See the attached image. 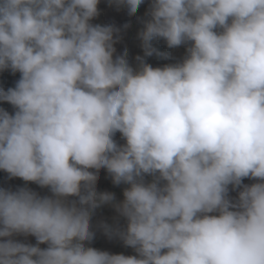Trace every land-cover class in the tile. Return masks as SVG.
<instances>
[{"label": "clouds", "instance_id": "obj_1", "mask_svg": "<svg viewBox=\"0 0 264 264\" xmlns=\"http://www.w3.org/2000/svg\"><path fill=\"white\" fill-rule=\"evenodd\" d=\"M100 3L0 0V73H19L0 171L50 192L0 188V264H264V0H151L135 65L116 48L130 24L93 23ZM155 40L185 55L153 67L170 58ZM105 205L96 230L135 255L89 246Z\"/></svg>", "mask_w": 264, "mask_h": 264}, {"label": "rangeland", "instance_id": "obj_2", "mask_svg": "<svg viewBox=\"0 0 264 264\" xmlns=\"http://www.w3.org/2000/svg\"><path fill=\"white\" fill-rule=\"evenodd\" d=\"M151 0H145V3L142 4L137 13L134 16H129L127 13V9H121L117 11L115 8L109 7L107 4V0H101L99 5V9L101 15L93 21V23H101V24H111L117 27L123 28L124 24H130V27L122 32V40L120 43L116 45L117 54H123L124 50L127 49L128 59L130 63L135 65V57L136 56H144V52L141 46V41L138 39V33L143 28L142 20L145 19V13L148 10L149 4ZM153 46L156 47L161 53L168 55L170 58L165 59L163 56L153 55L152 57H146L147 63L151 64L153 67H163L165 64L174 63L185 55L186 49L184 46H181L177 49H169L166 45V42L163 40H155L153 41ZM115 139L118 143L123 144L124 141L121 139L120 133L116 134ZM146 179L151 180V177H147ZM256 181L251 179H245L243 181L244 184H252ZM29 187L34 191H37L41 195H50L48 189H42L33 183H26L25 181L19 178H9L8 174L6 179H4L3 183L0 185V188H10L15 190L18 187ZM97 190L98 191H108L113 192L116 195L117 200H123V190L126 185L116 186L112 183L111 177L108 175L105 169H101L99 172L98 180H97ZM238 193L236 191H230V196L235 198ZM117 217V213L115 210L108 205L103 206L101 209H98L95 215L92 218V224L94 227V231H96L95 239L89 245L91 247L96 248L100 251H107L111 254H124V255H135V252L131 248H127L123 245L121 241L118 239L109 240L102 231L96 230L95 226L100 221H105L109 224H113L115 222V218ZM125 221L120 219V224L125 225ZM17 239L22 242L35 244L36 240L34 237H17ZM41 247H46V245H41Z\"/></svg>", "mask_w": 264, "mask_h": 264}, {"label": "trees", "instance_id": "obj_3", "mask_svg": "<svg viewBox=\"0 0 264 264\" xmlns=\"http://www.w3.org/2000/svg\"><path fill=\"white\" fill-rule=\"evenodd\" d=\"M18 79H19V73L12 74L10 71L0 73V88L7 89L9 87H14L15 82ZM0 107H4L10 113H12L14 111L12 106L8 105V104H0ZM6 177H7V173L0 171V185L3 183L4 179H6ZM34 185H36V184H34ZM36 186H38V185H36Z\"/></svg>", "mask_w": 264, "mask_h": 264}]
</instances>
